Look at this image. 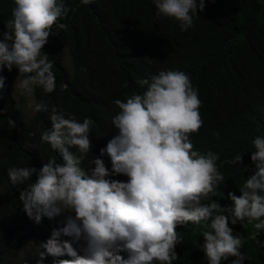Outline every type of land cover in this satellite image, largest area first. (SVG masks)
Returning <instances> with one entry per match:
<instances>
[{"label":"clouds","instance_id":"obj_1","mask_svg":"<svg viewBox=\"0 0 264 264\" xmlns=\"http://www.w3.org/2000/svg\"><path fill=\"white\" fill-rule=\"evenodd\" d=\"M153 2L157 15L176 19L181 31L193 26L198 9L205 10V0ZM81 3L89 5L93 0ZM15 5L8 31L0 39V99L6 88L5 68L11 72L15 67L23 75L15 84L21 95L32 96L37 86L53 93L56 77L44 47L50 36L59 34L54 28L67 30L59 21L70 9L63 0H15ZM137 84L147 86L142 95L113 102L119 109L112 117L117 131L100 150L101 156L110 157L111 170L99 157L90 161L89 169L81 167L93 150L89 134L94 121L90 117L78 121L55 107L49 118L52 127L41 133L40 140L58 152L63 162L53 156L39 170L8 169L13 185L36 177L18 197L30 219L39 224L45 217L59 220L67 214L64 226L54 229L40 246L46 249L40 252V264L46 254L72 257L54 264H173L179 259L176 247L183 241L177 227L202 222L207 230L201 233L200 247L207 264H223L232 257L230 264H245L251 259L241 251L245 238L234 235L229 225L252 224L256 231L250 238L264 247V241L257 239L264 231V137L252 141L255 171L240 186L241 195L228 193L233 206L222 207L216 200L204 203L224 176L217 166L219 155L195 150L191 141L204 124L198 90L189 75L179 70H162L151 81L140 79ZM34 110L47 112L48 106L37 103ZM6 111L0 109V113ZM7 123L16 127L10 117ZM243 157L237 153L223 163L236 165ZM113 175L117 176L111 179ZM61 236L83 239L86 255H79L73 243Z\"/></svg>","mask_w":264,"mask_h":264},{"label":"trees","instance_id":"obj_2","mask_svg":"<svg viewBox=\"0 0 264 264\" xmlns=\"http://www.w3.org/2000/svg\"><path fill=\"white\" fill-rule=\"evenodd\" d=\"M63 2L70 11L59 23L66 24L67 30L54 28L59 34L50 36L44 47L53 63L56 90L49 94L37 86L33 92L35 104H47L48 111L34 110L28 116L23 99L17 100L11 89L19 70L5 68L2 73L7 79L0 109L7 111L0 113V264H40V252L46 253L40 247L47 237L45 231L59 218L45 217L39 224L30 219L18 197L36 177L16 185L8 177L11 167L39 170L53 156L63 162L58 152L40 140L41 133L52 127L53 107L78 121L86 117L94 121L89 134L93 150L81 167L89 169L90 161L99 157L111 170L110 157L101 156L100 150L117 131L112 117L119 109L113 102L142 95L147 86L138 85L140 79L151 81L162 70L185 72L202 101L199 111L204 124L191 136L194 149L218 154V170L224 176L214 195L203 202L216 200L222 207L233 206L228 193L241 195L240 186L254 174L252 141L264 137V0H205V10L198 9L187 31H181L176 19L158 16L153 0ZM15 6V0H0V39L8 31ZM9 117L16 121L15 128L8 126ZM70 151L79 155L76 148ZM237 153L244 156L242 163H223ZM229 226L242 237L251 230L241 248L251 257L245 264H264V247L250 238L254 226ZM204 230L203 222L177 227L183 241L176 247L179 259L173 264H207L200 247ZM257 239L264 241V231Z\"/></svg>","mask_w":264,"mask_h":264},{"label":"rangeland","instance_id":"obj_3","mask_svg":"<svg viewBox=\"0 0 264 264\" xmlns=\"http://www.w3.org/2000/svg\"><path fill=\"white\" fill-rule=\"evenodd\" d=\"M65 64L68 65V66L70 65V58H69V56H66L65 57ZM23 78H24L23 75H21V76L18 75V77L14 81H12V83H11V89H12V93H13L14 97L17 100L23 99V102H24V111H25V113L28 116H30V115L33 114L34 109H35V99H34V96L32 95V96L29 97V96L21 95L20 94L21 93V90L19 89V87H15L16 81L18 82L19 80H21ZM29 104H31L32 107H29L28 106ZM66 215L67 214L62 215L60 217V219L53 226L49 227L45 231L47 237H46V240H45L44 243H46V241L51 238L52 232H53L54 229L60 228V227L64 226V221H65ZM250 233H251V230H248L246 232V234L244 235V237L249 236ZM61 240H69L70 242L73 243V247L77 250V252H78L79 255H86V253L84 251V249L86 248V242L83 239H81L79 241H76L72 237L61 236ZM71 258L72 257L67 256V255H65L63 257H54V256H51V255H47L45 257V259L47 261V264H54V262L57 261L58 259H71Z\"/></svg>","mask_w":264,"mask_h":264}]
</instances>
